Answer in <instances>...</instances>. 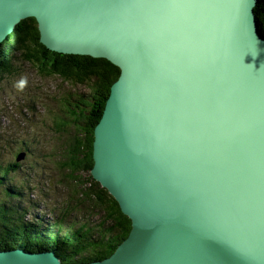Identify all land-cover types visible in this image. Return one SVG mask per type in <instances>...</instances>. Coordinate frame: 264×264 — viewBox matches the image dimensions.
Returning <instances> with one entry per match:
<instances>
[{"label":"water","instance_id":"obj_1","mask_svg":"<svg viewBox=\"0 0 264 264\" xmlns=\"http://www.w3.org/2000/svg\"><path fill=\"white\" fill-rule=\"evenodd\" d=\"M257 0H0V43L35 19L47 50L119 70L90 175L130 233L102 262L264 264V35ZM26 157L17 154V161ZM0 264H61L0 251Z\"/></svg>","mask_w":264,"mask_h":264},{"label":"trees","instance_id":"obj_2","mask_svg":"<svg viewBox=\"0 0 264 264\" xmlns=\"http://www.w3.org/2000/svg\"><path fill=\"white\" fill-rule=\"evenodd\" d=\"M254 13L264 35V0H257ZM27 64L34 65L40 79L57 78L75 91L73 98L71 91L66 92L70 103L64 112L68 121L57 119L54 127L71 135L65 141L60 166L67 172L68 183L78 186L75 195L80 207L85 209V215L78 225L67 227L63 224L65 217L46 227L41 226L39 219H26L27 215L30 217L27 209L22 207V213L19 206L10 202L14 197H21L17 184L8 178L12 171L14 174L19 172L15 170L17 165L10 167L0 163V251H50L62 264L100 261L113 253L131 228L129 219L120 212L115 200L90 175L94 127L119 70L104 59L47 50L39 42V31L33 18L22 20L0 43V91L7 79L20 77L22 66ZM80 87L86 88L87 93L78 94L76 89ZM37 100L39 98L34 100L31 94L20 98L21 106L29 111L35 110L32 104ZM12 146L14 144L9 148ZM22 151L28 155L26 146ZM15 161L18 162L16 158Z\"/></svg>","mask_w":264,"mask_h":264},{"label":"rangeland","instance_id":"obj_3","mask_svg":"<svg viewBox=\"0 0 264 264\" xmlns=\"http://www.w3.org/2000/svg\"><path fill=\"white\" fill-rule=\"evenodd\" d=\"M22 67L21 76L7 79L0 91V163L17 165L15 170L19 171H12L8 178L17 184L21 197L10 202L22 213L25 207L30 214L26 219H39L42 227L62 217L65 227L78 225L85 215L75 195L78 186L68 183L67 172L60 166L65 141L71 135L54 127L57 119L68 121L65 110L70 102L66 92L71 91L73 98L75 91L57 78L40 79L34 65ZM76 92L87 93V89L80 87ZM30 94L34 100L39 98L32 104L35 112L21 106L20 98ZM25 146L28 155L16 162L17 153Z\"/></svg>","mask_w":264,"mask_h":264},{"label":"bare ground","instance_id":"obj_4","mask_svg":"<svg viewBox=\"0 0 264 264\" xmlns=\"http://www.w3.org/2000/svg\"><path fill=\"white\" fill-rule=\"evenodd\" d=\"M37 28H38V26H37ZM39 39H40V38H39ZM2 41H4V39H3ZM39 41H40V40H39ZM87 57H88V56H87ZM117 78H118V77H117ZM116 80H117V79H116ZM114 82H115V81H114ZM114 82H113V83H114ZM113 83H112V84H113ZM111 86H112V85H111ZM111 86H110V88H111ZM109 93H110V91H109ZM108 96H109V95H108ZM93 134H94V132H93ZM129 233H130V230H129L128 234H129ZM128 234H127V235H128ZM126 238H127V236H126ZM126 238H125V239H126ZM125 239H124V240H125ZM121 243H122V242H121ZM121 243H120V244H121ZM116 248H117V247H116ZM13 250H14V249H13ZM23 251H24V250H23ZM31 253H36V254H38V253H43V252H31ZM108 257H109V256H108ZM106 258H107V257H106ZM106 258H104V259H106ZM104 259L100 260L99 262L104 261ZM94 262H98V261H94ZM61 264H62V263H61Z\"/></svg>","mask_w":264,"mask_h":264},{"label":"clouds","instance_id":"obj_5","mask_svg":"<svg viewBox=\"0 0 264 264\" xmlns=\"http://www.w3.org/2000/svg\"><path fill=\"white\" fill-rule=\"evenodd\" d=\"M22 152V151H21Z\"/></svg>","mask_w":264,"mask_h":264}]
</instances>
